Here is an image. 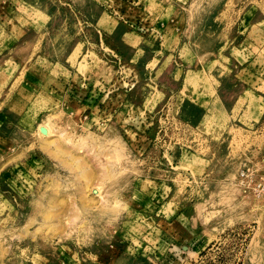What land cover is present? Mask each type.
Masks as SVG:
<instances>
[{
    "label": "rangeland",
    "instance_id": "obj_1",
    "mask_svg": "<svg viewBox=\"0 0 264 264\" xmlns=\"http://www.w3.org/2000/svg\"><path fill=\"white\" fill-rule=\"evenodd\" d=\"M250 167L264 0H0V264H264Z\"/></svg>",
    "mask_w": 264,
    "mask_h": 264
},
{
    "label": "built area",
    "instance_id": "obj_2",
    "mask_svg": "<svg viewBox=\"0 0 264 264\" xmlns=\"http://www.w3.org/2000/svg\"><path fill=\"white\" fill-rule=\"evenodd\" d=\"M131 4L134 3L130 2ZM138 4L139 2L136 3V5ZM116 13L120 14L118 11ZM238 182L244 193L252 195L264 203V173L251 167L244 168L239 173Z\"/></svg>",
    "mask_w": 264,
    "mask_h": 264
}]
</instances>
